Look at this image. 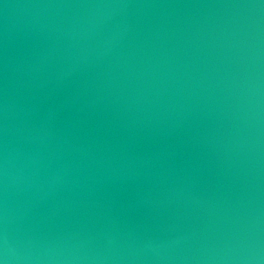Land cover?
<instances>
[{"label": "water", "instance_id": "obj_1", "mask_svg": "<svg viewBox=\"0 0 264 264\" xmlns=\"http://www.w3.org/2000/svg\"><path fill=\"white\" fill-rule=\"evenodd\" d=\"M0 264H264V0H0Z\"/></svg>", "mask_w": 264, "mask_h": 264}]
</instances>
